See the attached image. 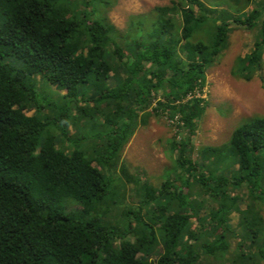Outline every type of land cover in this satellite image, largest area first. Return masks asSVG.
<instances>
[{
	"label": "trees",
	"instance_id": "obj_1",
	"mask_svg": "<svg viewBox=\"0 0 264 264\" xmlns=\"http://www.w3.org/2000/svg\"><path fill=\"white\" fill-rule=\"evenodd\" d=\"M112 3L0 0V264H264V116L204 146L205 162L188 157L189 139L172 140L179 172L159 188L136 184L138 206L115 182L117 169L133 180L120 155L151 117L165 113L193 134L204 111L196 94L234 28L256 33L231 73L261 70L264 0H170L131 15L124 34L105 13ZM192 183L217 205L212 237L191 228Z\"/></svg>",
	"mask_w": 264,
	"mask_h": 264
},
{
	"label": "rangeland",
	"instance_id": "obj_2",
	"mask_svg": "<svg viewBox=\"0 0 264 264\" xmlns=\"http://www.w3.org/2000/svg\"><path fill=\"white\" fill-rule=\"evenodd\" d=\"M213 7H222L223 5L214 3V0H203ZM170 0H113V3L106 8V14L110 21L124 34L130 24L131 15L146 13L157 5L168 4ZM242 28H234L229 35V44L223 53L206 71V83L202 92L197 93L203 99L204 111L202 118L194 123L193 134H188V127L177 124L176 120L170 118L167 114L159 117H151L147 125L139 126L133 133L128 143L120 155V163L128 167L127 173L133 180H128V175H123L119 169L120 175L115 182L118 185L119 195L123 194L122 202L138 206L140 196L138 195L135 185H141L148 182L155 188L160 187L163 178L172 177L174 170V159L177 157V149L170 150L172 140L176 142L189 139L187 144L188 157L197 163L205 162L202 158V148L210 145H220L227 142L232 130L254 115L264 116V55L261 70L258 71L250 80L236 77L231 73L234 60L238 55H244L252 47L254 34ZM38 76L36 77V79ZM37 86L44 90L42 79L38 78ZM111 83V82H110ZM46 84V83H45ZM50 88L45 89L48 91ZM160 92H158L159 96ZM34 112V107L26 109L27 114ZM175 119V118H174ZM71 136L81 133L75 128L70 130ZM69 143V142H68ZM237 167V164L234 165ZM137 178L138 183L133 182ZM128 182V183H127ZM179 183V182H175ZM191 199L199 204L200 208L196 209L197 213L192 216L191 228L196 233L210 236L215 221H210L207 214L216 207V204L207 201L202 202V192L200 187L191 184L187 188ZM242 199L238 200V206L244 208L247 201L244 189L238 188L231 193L242 194ZM176 206V201L174 202ZM78 205L73 204L69 208L76 209ZM144 212V211H143ZM264 216V209L261 211ZM241 215L237 211L228 214V222L231 229L238 234L241 231L239 220ZM213 233V232H212ZM216 233H221L220 228L216 227ZM232 244L239 241L240 238L231 235L228 240ZM203 240L205 238H202ZM160 248L151 254L150 258H155Z\"/></svg>",
	"mask_w": 264,
	"mask_h": 264
}]
</instances>
